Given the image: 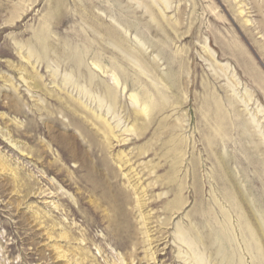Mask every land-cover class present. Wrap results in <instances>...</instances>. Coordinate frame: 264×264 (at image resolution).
<instances>
[{"label": "rangeland", "instance_id": "rangeland-1", "mask_svg": "<svg viewBox=\"0 0 264 264\" xmlns=\"http://www.w3.org/2000/svg\"><path fill=\"white\" fill-rule=\"evenodd\" d=\"M0 264H264V0H0Z\"/></svg>", "mask_w": 264, "mask_h": 264}]
</instances>
